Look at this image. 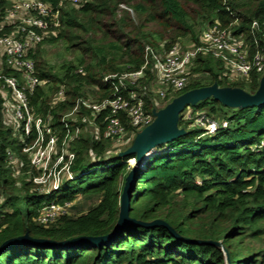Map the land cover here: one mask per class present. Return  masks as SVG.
<instances>
[{
    "label": "trees",
    "instance_id": "obj_1",
    "mask_svg": "<svg viewBox=\"0 0 264 264\" xmlns=\"http://www.w3.org/2000/svg\"><path fill=\"white\" fill-rule=\"evenodd\" d=\"M41 1L60 11L62 26L32 56L46 85L36 91L30 103L36 115H52L55 128H63L61 118L79 97L87 96L84 88H93L94 96L101 100L113 92L103 84V77L140 70L147 45L159 48L166 43L170 48L189 38L196 46L202 32L199 29L219 21L234 36L244 35L253 47L251 24L264 23V0H83L79 5L67 0ZM6 4V0H0V8ZM58 44L66 53L77 56L55 72L42 59L41 47ZM195 65L193 73L207 76V81L193 79L174 98L215 83L251 94L260 86L261 77L257 75L232 83L223 65L214 64L210 57H198ZM5 74L15 73L5 70ZM151 78L149 74L140 80L141 86H147ZM62 87L64 99L55 104ZM3 91L0 81V196L4 197L0 205V247L26 233L54 241L111 233L119 218L129 161L135 157H109L113 141L106 137L103 125L98 140L90 134L78 137L72 143L77 153L73 168L79 176L76 180L102 172L85 189H62L60 201L73 202L79 194L96 196L100 201L86 214L75 218L66 215L54 224L40 225V210L47 199L27 178L30 163L22 152L23 135H15V130L4 123ZM146 103L152 111L151 102L146 99ZM208 106L209 112H202ZM189 108L193 116L206 113L226 121L228 126L213 134L193 128V122L185 119ZM82 118L75 126L85 129ZM179 127L186 134L150 151L148 160L136 172L130 210V216L138 221L162 220L177 237L162 226L146 229L128 225L107 246L69 251L22 247L2 254L0 264H227L219 247L186 240L220 243L228 264H264V106L231 109L209 99L186 108ZM205 134L210 138L204 139ZM7 152L23 164L18 178L13 176V165H8ZM91 154L97 161L89 164Z\"/></svg>",
    "mask_w": 264,
    "mask_h": 264
},
{
    "label": "built area",
    "instance_id": "obj_2",
    "mask_svg": "<svg viewBox=\"0 0 264 264\" xmlns=\"http://www.w3.org/2000/svg\"><path fill=\"white\" fill-rule=\"evenodd\" d=\"M67 1L79 5L83 0ZM6 2V6L0 8V81L4 83L10 98L6 100L4 97L3 112L9 108L13 120L19 125V131L16 130L14 134L23 135L22 152L28 156L30 163L27 178L38 194L47 199L38 218V223L43 226L54 224L68 215L71 203L61 202L60 198L64 181H75L79 177L73 170L77 153L72 149V143L80 133L81 128L75 125L81 116L85 129H93L95 139L100 138V126L103 125L106 137L113 143L126 144L130 142L128 135L136 136L137 130L144 129L154 121L159 101H167L189 86L190 72L198 57L218 60L229 81H234L238 76L247 81L252 75L261 77L264 74V23L253 21L251 24L253 48L244 35L234 36L216 21L213 26L203 30L200 43L192 49L184 50L179 44L170 48L166 47V43L160 44L159 48L147 45L144 65L140 70L103 77L102 82L110 87L112 95L101 100L79 97L73 109L61 118L64 127L55 128L54 117L36 115L30 98L46 85V81L39 77L32 56L44 41L59 33L62 26L60 11L41 0ZM5 70L14 71L15 74L6 75ZM79 72L83 73L82 70ZM149 74L152 75L151 80L142 87L140 80L146 79ZM63 99L64 87L58 92L55 104ZM146 99L151 102L152 111L147 109ZM6 102H10L11 106L7 107ZM185 119L208 134L228 126L226 121L215 120L206 113L195 116L189 113ZM3 120L6 124L4 116ZM61 133L64 136L60 138ZM7 156L8 165H13V176L18 178L22 174L23 164L15 159L12 152H7ZM90 157L92 162L97 161L94 154ZM133 162L134 159L130 160L129 165ZM3 201L4 197L0 196V205Z\"/></svg>",
    "mask_w": 264,
    "mask_h": 264
},
{
    "label": "water",
    "instance_id": "obj_3",
    "mask_svg": "<svg viewBox=\"0 0 264 264\" xmlns=\"http://www.w3.org/2000/svg\"><path fill=\"white\" fill-rule=\"evenodd\" d=\"M209 99H213L231 109L262 107L264 106V74L260 80V86L254 94L248 93L241 88L220 87L215 83L211 86L190 90L174 98L166 107L154 112V121L136 135L129 148L119 154L121 158L131 156L135 158L121 193L119 218L111 233L98 237L81 236L65 241L33 238L26 233L21 237L6 242L0 247V256L10 250L22 247L63 251L80 248H100L114 241L128 225L146 229L162 226L174 234L173 230L162 220L157 219L152 222H142L130 216L134 178L136 172L148 160L147 155L150 151L171 143L186 134L185 129L179 127L180 116L185 109ZM174 235L177 237L176 234ZM186 241L199 245L209 244L219 247L224 253L226 263L228 264L226 250L220 246V243L204 240Z\"/></svg>",
    "mask_w": 264,
    "mask_h": 264
},
{
    "label": "rangeland",
    "instance_id": "obj_4",
    "mask_svg": "<svg viewBox=\"0 0 264 264\" xmlns=\"http://www.w3.org/2000/svg\"><path fill=\"white\" fill-rule=\"evenodd\" d=\"M203 28L199 29L203 32L202 30ZM198 31V30H197ZM200 31V32H201ZM202 32H201V35H202ZM200 34V33H199ZM182 49L184 50H188V49H192L194 47V45L192 44L191 40L189 38H185V39H182L180 40V44H179ZM41 51H42V59L44 60V62H46L47 66H51L53 67V71L55 72H58V70L60 69V67L65 63V62H73L77 56V54H73V53H66L65 50H64V47L61 45V44H58V45H44L41 47ZM213 60V63L216 64L217 62H219L218 60H215L213 58H211ZM220 63V62H219ZM195 64L193 65L192 69H191V76H190V81H192L193 79H199L201 82L205 83L207 81V76H204V75H196L193 73V69L195 68ZM263 76V75H262ZM262 76H261V79H262ZM244 81V77L242 76H238L234 82L232 83H235V82H242ZM230 82V83H231ZM84 93L88 96V97H91L93 99H97V97H95V92H94V89L91 88V87H86L84 88ZM3 95L5 97L6 100H8L10 98L9 96V92L7 91H3ZM174 96L175 95H172L167 101H159L158 102V105H159V110L166 107L173 99H174ZM167 102V103H166ZM10 102H6L7 104V107L9 105ZM11 105H9L10 107ZM9 109V108H8ZM5 110L3 112V116L5 117V121H6V124H9L10 127H12L15 131H19V125L16 123V121L13 120L12 118V113L9 111V110ZM210 110V107H206L203 109L202 112H209ZM189 113H192L191 112V109L189 108L187 110V113H185V115H188ZM228 116L231 115V113L228 111L227 112ZM223 118V116H222ZM15 123H16V128H15ZM194 128V126H193ZM143 130V128H140L139 130H137V134L139 132H141ZM93 133V129L88 127L87 129H84V128H81L80 129V133H78V137L81 136V135H87V134H90L92 135ZM135 135H128L127 136V139L129 140L130 139V142L129 143H126V144H115V143H112L109 151H110V156L109 157H114L116 155H119L122 151H125L126 148L130 147V145L133 143L134 139H135ZM210 136L208 134H205V137L204 139H209ZM167 149V148H166ZM92 161L89 162V164L91 163ZM88 169V168H87ZM102 172V170H99L97 172H91V173H88V175H86L83 179H78L76 181H64L63 183V189L66 191H77L79 189H85L86 187L89 186L90 183H92L97 175H100ZM78 174V173H77ZM38 194L35 195V197H37ZM99 197H96V196H88V195H84V194H79L75 200L73 202H69L71 203L70 204V207L68 208L67 212H68V215L70 217H78V216H81L83 214H86L91 208H93L94 206H96L98 203H99Z\"/></svg>",
    "mask_w": 264,
    "mask_h": 264
}]
</instances>
